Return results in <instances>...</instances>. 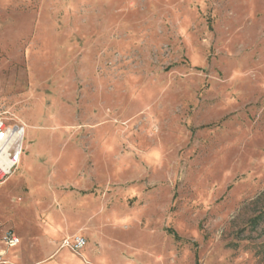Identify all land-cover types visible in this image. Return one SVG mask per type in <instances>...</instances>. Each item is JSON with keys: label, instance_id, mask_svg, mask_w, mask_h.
Masks as SVG:
<instances>
[{"label": "rangeland", "instance_id": "374dc122", "mask_svg": "<svg viewBox=\"0 0 264 264\" xmlns=\"http://www.w3.org/2000/svg\"><path fill=\"white\" fill-rule=\"evenodd\" d=\"M0 114L9 264H264V0H0Z\"/></svg>", "mask_w": 264, "mask_h": 264}, {"label": "built area", "instance_id": "2783aa9c", "mask_svg": "<svg viewBox=\"0 0 264 264\" xmlns=\"http://www.w3.org/2000/svg\"><path fill=\"white\" fill-rule=\"evenodd\" d=\"M25 132L24 124L12 121L0 114V186L16 173L23 153ZM2 242L5 246L13 248L20 244V239L12 231H8ZM85 246L86 240L83 237H75L63 242V247L73 251H79ZM1 262L0 264H5Z\"/></svg>", "mask_w": 264, "mask_h": 264}, {"label": "crops", "instance_id": "0c3cea01", "mask_svg": "<svg viewBox=\"0 0 264 264\" xmlns=\"http://www.w3.org/2000/svg\"><path fill=\"white\" fill-rule=\"evenodd\" d=\"M6 232H8V230L3 232L2 239H3V237H4ZM12 232L15 235H18L16 232H14V231H12ZM66 240H68V239H64L63 242L66 241ZM63 242H62L61 245H62V248L64 249L65 247H63ZM6 249L10 251L9 255H8V253H6ZM27 254L28 253L25 250L24 246H22V241L20 242V244L18 246L13 247V248H9V247L5 246L4 243L2 242V240L0 241V257H1V260L3 262H6V264H9L8 256H9V258H12L14 261L19 262V261H22V260L26 259V257H27L26 255Z\"/></svg>", "mask_w": 264, "mask_h": 264}]
</instances>
